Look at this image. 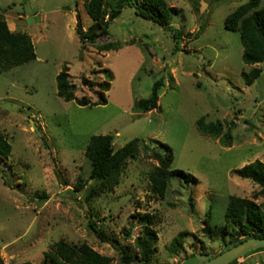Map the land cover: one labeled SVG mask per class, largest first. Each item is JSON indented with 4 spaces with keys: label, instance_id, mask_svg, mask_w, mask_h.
<instances>
[{
    "label": "rangeland",
    "instance_id": "rangeland-1",
    "mask_svg": "<svg viewBox=\"0 0 264 264\" xmlns=\"http://www.w3.org/2000/svg\"><path fill=\"white\" fill-rule=\"evenodd\" d=\"M247 1L166 0L180 10L172 20L182 31L179 41L128 7L108 35L84 45L77 25L78 14L85 30L93 23L87 0H0V17L11 31L28 33L37 54L0 73V133L12 144L10 156L0 157V264H47L45 253L62 239L85 242L113 264H124L122 248L140 257L138 213L154 216L158 241L150 264H203L232 247L224 218L229 197L254 199L264 211L262 188L235 172L264 161V62L245 64L240 32L225 28L227 15ZM108 43L117 47L99 48ZM65 65L79 98L100 97L101 89L91 90L83 78L110 81L107 104L60 98L56 77ZM253 67L262 72L247 85L241 73ZM158 80L160 108L138 110L136 103L151 95ZM201 117L230 128L231 146L201 134ZM97 134L115 135L116 149L135 138L141 142L119 185L88 199L95 183H86L85 151ZM162 144L172 149L171 168L197 178L173 179L164 197L150 181L160 164L153 152L165 151ZM42 192L48 197H37ZM92 222L113 243L100 239ZM180 232L182 247L173 251ZM248 254L235 264H264V250Z\"/></svg>",
    "mask_w": 264,
    "mask_h": 264
},
{
    "label": "trees",
    "instance_id": "trees-1",
    "mask_svg": "<svg viewBox=\"0 0 264 264\" xmlns=\"http://www.w3.org/2000/svg\"><path fill=\"white\" fill-rule=\"evenodd\" d=\"M262 0H248L229 13L225 19V28L230 31H239L243 43L242 59L247 65H254L264 62V5ZM133 8L136 14L144 19L152 21L167 31H171L179 41L182 31L172 26V20L180 14L175 6H170L166 0H87V10L93 19V23L85 30L82 20L78 14L77 33L84 45L95 44L102 36L110 33L112 22L118 18L125 8ZM116 43H108L99 46L101 50L116 48ZM179 49V46L177 47ZM37 58L35 45L31 36L26 32L11 31L5 19L0 17V73L15 66L30 62ZM70 69L67 65L56 77L57 94L63 100L75 101L81 106L107 104L105 92L110 89V81L93 82L83 78V83L91 90L100 88L98 101H91L83 96L77 97V85L73 82ZM262 70L253 67L249 72L242 71L241 75L247 85H251ZM163 81L154 83L152 93L148 98H142L136 103V108L142 112H149L159 109V89ZM235 127V123L230 124ZM197 129L203 135L212 138H220L224 146H231L233 136L231 129L227 131L221 121H207L205 117L197 120ZM115 135L97 134L90 138L86 147L85 156L90 164L89 181H94L87 194L88 199L103 192L113 191L120 183V178L129 158L135 157L141 139L135 138L123 147L116 149L114 145ZM146 145V144H145ZM165 151L156 150L153 156L160 162L150 174V181L153 190L164 197L169 184L173 179L184 180L185 182H196L197 178L192 174L177 168H171L173 163L172 149L162 144ZM12 152V144L6 136L0 133V157L7 159ZM235 172L242 179L252 180L264 191V161L256 159ZM79 191L84 188L80 183L76 186ZM37 197L47 198L45 192L38 193ZM194 213V209H192ZM141 219V234L135 239L139 249L140 257H134L128 250L122 248L124 264H150L153 255L157 252V232L154 229V216L150 213L136 214ZM225 225L231 233L232 246L250 237L264 238V211L254 199L231 195L225 211ZM91 228L103 241L113 240L100 229L94 222ZM208 233L212 237L213 227L209 226ZM185 232H180L172 241L171 250L176 251L182 247ZM115 241V240H114ZM264 248L251 251L249 254L262 251ZM248 254V255H249ZM47 264H113L111 257L96 251L87 243L72 244L65 240H59L52 244L45 253ZM211 257H208L209 260ZM238 260L230 264H235ZM31 264V263H23Z\"/></svg>",
    "mask_w": 264,
    "mask_h": 264
},
{
    "label": "water",
    "instance_id": "water-1",
    "mask_svg": "<svg viewBox=\"0 0 264 264\" xmlns=\"http://www.w3.org/2000/svg\"><path fill=\"white\" fill-rule=\"evenodd\" d=\"M264 248V238L250 237L232 246L219 255L210 258L203 264H230L233 261L246 256L251 251Z\"/></svg>",
    "mask_w": 264,
    "mask_h": 264
}]
</instances>
